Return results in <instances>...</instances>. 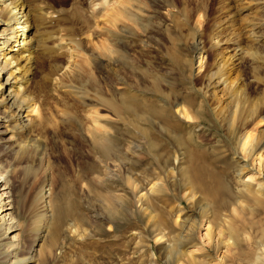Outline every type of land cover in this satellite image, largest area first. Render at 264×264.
Returning a JSON list of instances; mask_svg holds the SVG:
<instances>
[{
	"label": "rangeland",
	"instance_id": "obj_1",
	"mask_svg": "<svg viewBox=\"0 0 264 264\" xmlns=\"http://www.w3.org/2000/svg\"><path fill=\"white\" fill-rule=\"evenodd\" d=\"M27 1L56 16L53 21L39 16L35 23L55 37L44 43L43 53L33 55L26 88L37 117L20 136L25 151L0 144V202L12 207L0 215L9 213L0 221V264H172L173 256L167 254L172 245L211 264H244L246 258L239 254L242 248L251 255V242L215 251L214 240L205 236L207 223L196 224L197 205L191 211V201L184 198L189 192L184 174H191L194 152L202 151L209 161L221 158L218 170L224 168L231 189L239 183L237 171L244 163L254 169V180L245 176L244 181L255 185L262 178L255 171L257 161L248 157L237 164L232 159L230 143L212 113H204L206 101L199 93L206 89L208 73L226 59L229 83L246 100L264 101V67L250 69L247 60L232 66L229 58L239 45L264 59V44L250 43L245 27L254 19V32L264 34V0L260 5L252 0ZM58 66L60 83L54 80ZM213 90L224 106V92ZM173 102L203 118H183L168 106ZM165 116L167 123L162 122ZM257 122L246 127L255 136L264 132V122ZM140 129H147V137ZM89 132L111 139L116 169L104 171ZM153 186L156 214L164 218L160 227L143 212ZM42 194L48 202L43 226L59 215L62 222L60 231L53 234L50 228L51 237L32 252ZM115 195L128 203L121 204ZM251 207L253 212L244 208L234 214L245 230L264 222V208ZM9 224L15 230L4 233Z\"/></svg>",
	"mask_w": 264,
	"mask_h": 264
},
{
	"label": "bare ground",
	"instance_id": "obj_2",
	"mask_svg": "<svg viewBox=\"0 0 264 264\" xmlns=\"http://www.w3.org/2000/svg\"><path fill=\"white\" fill-rule=\"evenodd\" d=\"M252 1L254 5H260L262 3V0ZM29 2L27 0H0V58L3 60L0 62V144L8 149H16L17 153H23L25 151V146L22 145L20 136L23 132L33 128L34 119L37 117H34L35 113H37L36 106L28 97L26 88L31 80V70L34 65L33 55L41 53L44 49L46 50V48H44V43L53 40L55 37L53 36L55 33H49L45 30V26H40L41 28L37 26L39 27L37 28L35 27V23H37L36 19H38L39 22V16L42 17L47 15L46 18L49 20L51 19V21H53L56 16L50 15V13H52L50 10V13H46L44 12L45 9L43 10L44 7L41 8L40 6H36L38 4L33 6V4ZM116 12L119 13V10ZM257 25L258 23L254 19L247 21L245 27L247 28L248 35L246 37L250 43L259 45L264 44V34L254 32V28L257 27ZM38 30L40 32H38ZM29 34H31L30 37ZM59 35H61L60 32ZM233 45L235 46V44ZM59 50L60 49L57 51ZM231 53L232 55L229 57L231 65H237L238 67L247 60L250 64V69L254 67H264V59L256 52L248 53L246 49L237 45V47L235 46L231 50ZM254 54H256V56ZM7 57L10 59H6ZM18 60L20 61L18 62ZM35 60L37 61V59ZM227 61L228 60L225 59L224 63H217L216 66H214V71L208 73L207 77L204 76L206 79L205 81H207L206 89L199 93L203 100L206 101L203 110L204 113L206 111L212 113L214 120L225 133L226 139L230 143L229 152L233 155L232 159L236 160V162L238 159L237 164H242L248 157L252 163L257 161L258 164L255 166V171L258 176L262 175V178L256 181L255 185L244 181L243 177L245 176H247L250 181L254 180L253 174H250L253 173V167L251 166V168H249V165L244 163L237 171L240 181L231 189L224 180V168L222 167L221 171L218 170V168L221 167V158L219 156H214L209 161L206 152L205 154L202 151H195V155L192 156L193 166L191 174L188 175L187 172L184 174L185 189L189 190L187 196L184 194V198L191 201V211L193 206L197 205L199 217L196 224L199 226L203 224L204 221L207 223L205 236H207L208 239L214 240L213 246L216 252L220 249H225V251H227L232 246L239 249L240 242H243L242 240H244V242L249 240L251 242L252 254L249 255L247 252L244 253V249L241 248L239 256L246 258L243 260L244 264H264V222H260V225L257 224L258 226L251 224L250 229L248 228L245 230L243 224L234 216L235 213L243 211L244 208H248L253 212L255 208L251 207V205H258L261 209L264 208V132L263 134L260 132L255 136V134L252 135V132L250 133L247 129V125L250 122H264V101L246 100L243 94L238 90V86L236 87V85L233 86V84L229 83V73L226 65ZM13 63H15V66ZM12 64L15 69L10 71L11 68H8L12 66ZM59 66L54 71L56 77L54 79L55 81L61 79L62 71ZM9 71L10 73L7 74ZM15 73H17V75H14ZM11 80H14V82H11ZM15 84H17V86ZM213 89H218V92H224L222 96V101L226 102L224 106H221L220 102L216 99ZM168 106L170 108L175 107V112L187 120L192 118L200 121L203 118L202 116H199V118L191 116V110H189L185 104L173 102L170 105L168 104ZM166 120L167 117L165 116L162 122L165 123ZM138 131L144 137H147V129H140ZM89 135L91 136L90 140L95 151L101 158L99 162H101L100 164H102L101 166L104 168V171L109 169V167L116 169L118 165L115 162L114 146L112 142H110L111 139L104 136L100 137L93 132H89ZM150 150H154L153 145L150 147ZM186 153L187 156L191 155L189 150H186ZM256 154L259 155V157L254 159L253 156ZM239 155H241L240 158H238ZM126 183L129 186L132 185L129 179L126 180ZM3 184L5 186V183ZM6 188L8 189V187ZM182 189L185 190L184 186ZM150 191L149 195H146L147 203H145L143 212L147 214V218L150 222H153L155 227H160L164 222V218L156 214V205L154 206L155 201L150 196L152 192L155 191V186L151 187ZM46 197L45 194H42L40 202L36 207L37 213L35 216L37 217H35L36 224L34 231L36 232V236L33 238L32 252L40 251L44 238L50 236V228H52L53 234L60 231V224L62 222L60 215L55 223H52V225L49 223V226L51 225L50 227L43 226L44 221H46L44 211L47 209L48 205ZM111 198L113 199L114 195H111ZM115 198L117 201H121V204L128 203V200L122 198L120 195H115ZM105 200L110 203L109 197H106ZM181 203L182 201L180 200V205ZM8 205H10V202L8 204L0 202V215L12 209L11 205L7 207ZM226 211L230 212L227 214ZM66 215L67 213H64L62 218L64 219ZM6 216H9V213L4 214L0 218V221H5ZM178 217L179 215L176 216L174 222L175 226H177L176 220ZM187 220L188 217L183 219L182 224L179 225L180 230L185 227V222H187ZM256 227L258 228L255 234L254 231ZM13 228L14 225L9 224L6 228L4 227V233L5 231L6 233H10L15 230V228ZM160 234V239H162L164 235H162V232H159L158 235ZM179 235L180 234H178V236ZM178 241V238L174 239V245L177 244ZM37 247L38 249H36ZM179 248L180 245L177 246L178 250L176 251L173 249V245L172 247H167V254L170 255V257L171 255L173 256L172 264H211V260L208 258L195 259L190 253V255H188L185 251H179ZM185 257L187 259L184 261ZM226 258L227 256L223 255L221 260H225ZM33 262H35V260H29L26 263L29 264ZM14 264H18V261H15Z\"/></svg>",
	"mask_w": 264,
	"mask_h": 264
}]
</instances>
